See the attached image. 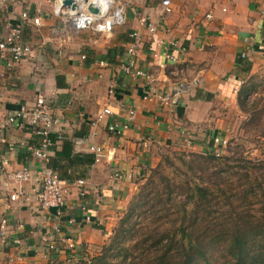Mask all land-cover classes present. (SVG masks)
<instances>
[{
    "label": "crops",
    "instance_id": "0c3cea01",
    "mask_svg": "<svg viewBox=\"0 0 264 264\" xmlns=\"http://www.w3.org/2000/svg\"><path fill=\"white\" fill-rule=\"evenodd\" d=\"M119 1L125 4V24L107 36L76 29L58 0H0V36L10 25H21L22 40L33 47L31 56L10 69L0 61V121L20 108L26 119L37 95L44 96L57 121L55 138L61 135L49 159L66 188L60 216L53 208L35 211L32 201L11 202L8 191L15 184L6 174L28 167L32 178L25 189L31 195L44 162L26 148L39 142L33 130L0 128V212L10 221L7 239L0 238V264H50L51 242L71 251L69 244L102 243L124 215L141 172L156 166L168 149L201 152L213 134L230 135L234 116L242 113L238 94L242 88L253 91V76L264 73V0H170L168 12L162 0ZM152 25L156 32L149 31ZM131 31L142 40L137 63L150 80H133L119 67ZM170 40L186 48L175 51L182 68L176 82L164 57H154L162 51L159 41ZM244 64L250 66L246 72ZM176 83L181 92L170 106L144 98ZM105 107L111 113L97 121ZM129 107L135 109L129 128L109 132L107 124L122 122ZM182 127L191 132L190 144L183 141ZM91 146L101 149L97 161ZM78 178L84 186L76 184ZM58 252L65 257L63 249Z\"/></svg>",
    "mask_w": 264,
    "mask_h": 264
},
{
    "label": "trees",
    "instance_id": "16d2710c",
    "mask_svg": "<svg viewBox=\"0 0 264 264\" xmlns=\"http://www.w3.org/2000/svg\"><path fill=\"white\" fill-rule=\"evenodd\" d=\"M124 39L130 40L128 36ZM249 68L244 64L241 71ZM246 95V88H242L238 94L242 109ZM51 138L54 140L55 135ZM211 145L212 140L206 149ZM238 147L232 154L224 151L220 156L195 151L175 153L177 165L168 155L163 156L149 168L144 186L127 206L100 254L89 258L83 246L77 252L48 247L49 263L264 264V159H250ZM48 163L57 169L52 160ZM168 167L180 169L186 177L167 174ZM150 192L161 214L156 223L147 222L145 216L137 220L145 213L142 205ZM179 196L182 198L177 200ZM133 214L137 216L134 221ZM131 235L133 241L123 245ZM59 249L64 250V258L59 257Z\"/></svg>",
    "mask_w": 264,
    "mask_h": 264
},
{
    "label": "built area",
    "instance_id": "2783aa9c",
    "mask_svg": "<svg viewBox=\"0 0 264 264\" xmlns=\"http://www.w3.org/2000/svg\"><path fill=\"white\" fill-rule=\"evenodd\" d=\"M75 4L74 8L70 5H64L63 0H58V4L61 7H66L64 14L71 19L72 24L76 29H90L109 36L114 26L125 24L124 7L125 4L119 0H73ZM170 0H162L161 4L164 6L165 12L170 11ZM92 4L98 12H91L88 6ZM264 16V10L262 11ZM22 19L27 20V12H22ZM206 18L212 17L211 13L205 15ZM142 24L146 23L144 17L140 18ZM34 23L39 24V19L34 18ZM149 31L156 32L155 26H149ZM22 28L21 25H10L7 34L0 36V61L8 69L14 67L23 58H27L32 55L33 47L25 43L21 37ZM130 40L127 42L124 55L120 60L119 67L122 73L133 80L145 79L150 80V74L142 69L137 63V52L143 45L138 32L131 31L128 34ZM160 47H162L161 53L154 52V57L162 55L164 59L169 63L167 68V74L178 80L182 74V68L178 66L179 57L175 51L184 53L186 48L184 45L176 40L159 41ZM149 49L154 51L152 45H149ZM82 59L86 58L85 54L81 55ZM99 64L106 65V61L100 60ZM111 91V90H110ZM181 92V86L176 83L173 88L167 92H154L147 93L144 98L151 99L156 97L160 103L170 106ZM111 111L108 107L102 109L97 115V121L102 119L106 114H110ZM25 110L20 108L14 110L12 114H9L4 120L0 121V128H4L8 125H13L17 128L29 127L34 131L39 138V142L36 145H27L26 148L32 153L33 157L44 162V166L40 169L39 187L37 190L28 195L25 185L31 180V170L23 166L13 172H8L6 177L11 180L15 186L8 191V199L13 203H19L21 200L27 202H33V209L35 211H45L47 209H55L56 216H60L64 208V193L66 188L64 187L58 173L52 167L48 165L49 151L55 144L56 139L61 137L60 134L56 135L55 140H52L51 135L54 134L56 119L51 114V111L45 101L42 94H38L33 109L28 113V117L25 119ZM135 116V109L129 107L126 113V117L122 122H110L106 128L109 132L114 134H120L127 128H129L131 122ZM183 135V141L186 144H190L192 141L191 132L186 128H181ZM212 145L209 148L203 149L201 152L212 153L216 156H220L224 153L227 146V139L217 134H213L210 137ZM90 149L95 152V160L97 161L101 156V149L97 146H91ZM210 151V152H209ZM78 186H84L85 179L78 178L76 180ZM80 195L84 194L83 190L79 191ZM9 218L0 212V238L5 241L8 237V229L10 226ZM22 224H19L21 227ZM15 243H20L19 238L14 239ZM50 249H54L53 242L48 244ZM73 247V244H69L68 248Z\"/></svg>",
    "mask_w": 264,
    "mask_h": 264
},
{
    "label": "rangeland",
    "instance_id": "374dc122",
    "mask_svg": "<svg viewBox=\"0 0 264 264\" xmlns=\"http://www.w3.org/2000/svg\"><path fill=\"white\" fill-rule=\"evenodd\" d=\"M261 73H258L256 76L255 75L253 76L252 82L256 85V88L250 93L247 92V95L245 98V105L243 109L239 106V102L237 101L239 110L242 113H239V114L237 113L234 116L233 123L231 124L233 126L232 127L233 129H231L232 131L230 135L226 136L228 143L225 148L226 150L224 154H227V153L232 154L235 146H239L238 149H242L244 151V154L248 158L253 159V160L264 159V73L262 74ZM182 151L183 150H179V149L178 150L168 149L161 154V159L163 158V156L168 155L170 159L173 162H175V164L177 165L179 163V160L176 157L175 153H179ZM185 152H190V151H185ZM142 172H144V174H142ZM142 172H141L140 177L137 179L138 182L136 183L134 191L126 206H128L130 202L135 201V197H136L135 195L137 194L139 188L144 186L146 179L148 178V175L150 174V169L146 168ZM165 172L171 176H176L177 174V176L180 175V178L182 176L186 177L185 174L180 169L174 170L168 167L165 169ZM162 177L163 179L166 178L164 176ZM148 190L149 189H147L144 193L148 192ZM152 196L153 195L150 192L147 195L148 197L146 200L147 202H145V204L142 205L145 209V213H142L138 217V219L136 218L137 216L133 214V216L131 217V220L134 221L137 219L139 221L142 217L145 216L147 222H149L150 220H153L155 223L157 222V217H159L161 214L157 211V209L159 208V204L158 203L154 204L155 200L153 199ZM181 198L182 197L179 196L177 200ZM164 220H166V218H164ZM138 232L139 231H137L136 233ZM112 234L113 232L111 233V235L107 236L104 239V241L100 244L90 245L88 243H79L77 245H74L70 249H72V252H77L78 250L82 249V246H83V248L85 249L87 253V256L91 258L101 253L103 245L109 243L108 241L110 240V237L112 236ZM133 236L134 235L127 237L124 240L123 245H129V243L133 241L134 239ZM71 258L74 259L73 257ZM66 262L68 263L70 262V260L66 259L65 263Z\"/></svg>",
    "mask_w": 264,
    "mask_h": 264
},
{
    "label": "water",
    "instance_id": "95a60500",
    "mask_svg": "<svg viewBox=\"0 0 264 264\" xmlns=\"http://www.w3.org/2000/svg\"><path fill=\"white\" fill-rule=\"evenodd\" d=\"M63 4L64 5H70L71 8H74L75 7V4L73 3V0H63ZM88 8H89V10L91 12H94V13H97L98 12V9L94 5H92V4H90L88 6Z\"/></svg>",
    "mask_w": 264,
    "mask_h": 264
}]
</instances>
